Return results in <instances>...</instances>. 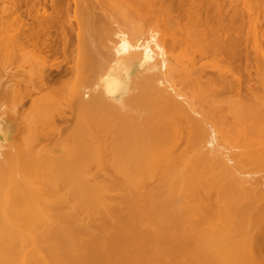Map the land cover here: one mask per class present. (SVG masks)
<instances>
[{
	"label": "bare ground",
	"instance_id": "bare-ground-1",
	"mask_svg": "<svg viewBox=\"0 0 264 264\" xmlns=\"http://www.w3.org/2000/svg\"><path fill=\"white\" fill-rule=\"evenodd\" d=\"M82 1L0 0V61L12 43L28 51L21 104L47 108L66 72L79 69L68 62L82 44L85 21L99 17L108 29L101 45L110 66L98 85L77 90L67 114L59 112L52 123L59 141L67 139L73 124L74 144L66 140V147L56 144L50 150L30 146L27 153L3 144L13 138L20 118L18 113L11 121L7 118L0 77V264H264V179L245 171L246 166L264 164V130H259L260 142L250 156L227 153L222 142L228 136L223 129H208L210 107L202 112L196 88L252 89L258 76L251 73L249 34L243 33L251 23L249 12L239 13L233 2L225 8L223 0H115L131 3L141 14V22L133 25L104 18L100 3L76 8ZM62 5L72 12L67 23L56 14ZM170 25L177 33H167ZM259 25L264 26V16ZM189 51L197 53L190 56ZM33 55L43 62L37 81ZM217 56L228 70L216 64ZM121 68L130 70L136 83V112L130 118L121 112L126 108L114 111L111 100L100 105L101 97L114 93L115 82L119 95L129 97L122 90ZM258 80L263 83L262 76ZM93 126H112L107 130L120 136L133 130L134 175L123 177V193L77 181L72 162L79 153L88 155ZM144 133L160 142L142 143ZM119 138L108 155L119 149ZM219 176L225 179L223 191L232 185L256 207L251 217L246 213L247 223L205 222L208 204L203 196L218 193ZM220 205L229 211L233 201Z\"/></svg>",
	"mask_w": 264,
	"mask_h": 264
},
{
	"label": "rangeland",
	"instance_id": "rangeland-1",
	"mask_svg": "<svg viewBox=\"0 0 264 264\" xmlns=\"http://www.w3.org/2000/svg\"><path fill=\"white\" fill-rule=\"evenodd\" d=\"M98 3L105 5L106 14H103L105 15L104 18L112 19L115 17L123 23L133 25L141 22V14L133 11L131 3H128L126 6L124 2L119 3L115 0H84L78 3L76 8L89 5L96 6ZM230 3L232 6L237 7L239 13L242 11L241 14L247 10L252 18L251 23L249 22L248 25L245 24L243 33L245 34L247 31L249 34L248 50L252 62L251 73L253 75L256 74L259 79L262 76L263 83H260L258 78H255L251 82L252 89L243 87L241 90H237L232 85L218 89H206L205 86L201 85H198L196 88L201 95L202 112L204 113L206 105L210 107L206 116L208 129H223L228 136L225 139L226 142H222V146L225 147L224 151L229 154L237 153V157H248L251 155L254 146L260 142L257 136L259 130H264L262 126L264 123V26L259 25V22L264 16V0L222 1V5L225 8H228ZM119 7H122L126 12L119 13L121 10H119ZM68 11L66 10V6L62 5L56 10V14L60 20L67 23L72 15L69 9ZM209 14L216 16L212 10ZM82 31V44L74 49V59L68 62V66L80 67L73 72H66L63 86L58 91L50 94L51 101L47 108L43 107L45 108L43 110L40 107L30 108L28 102L21 104L23 101L22 91L25 84V77L22 70L25 61L28 59V51L24 47L13 43L5 50V57L0 61V77L2 76L3 82L5 81V86L1 90L6 93L7 100L5 109L8 113V120L11 121L16 113L19 114L20 118L15 123L16 130L13 138L9 142H3L4 145L7 144L9 146L7 149L12 151L17 146L22 149V152L27 153L30 146L50 150L56 144L58 148L66 147V140H68V145L74 144L73 136L76 134L72 132L74 129L73 124L68 127L69 130L67 129L69 136L67 139L61 140L63 141L61 142L58 139L59 134L52 127V123L56 124V118L59 112H65L67 110L69 101L77 90L86 91L89 88L95 87L107 77L110 71V66L107 64L105 56L106 52L101 45V42L105 40L108 34V29L101 23L100 18L96 17L91 21H85ZM187 31L189 32V28ZM167 33H177V27L170 25ZM70 49L72 50V47L69 46ZM196 53L197 51H189L190 56ZM219 58L218 56L214 58L215 62L217 61L216 64L219 63L225 71L228 70L227 63H223L220 60L221 58ZM51 59L53 61V58H49L50 61ZM198 59V55L193 57L194 61ZM30 63L33 81H37L39 67L43 65V62L40 58L33 55ZM126 73H128V76H126ZM119 74L125 80V85L124 88L122 87V90L129 93V97L122 98L119 95L118 83L115 82L113 84V87H115L114 93L110 96L106 95V97H101L100 105L104 106L107 100H111V106L114 111H121V108H126L125 112H121L130 118L136 112L133 108V94L136 92V83L130 70L121 68ZM113 117L114 115H111V118ZM53 120L54 122H52ZM111 122L113 123L112 119ZM107 123L111 124L110 122ZM93 127L89 129V132L91 131L90 137L93 138L86 145L88 146V155L79 153L72 162V169L75 170L74 174L77 177V181L80 182L86 179L90 181V184L93 185V189L95 190L102 188L101 190L107 191L109 188L108 193L117 194L119 191L118 194L123 193V177L134 175L135 164L133 163V159L135 151L133 144L135 138L133 136V130L128 128V136L125 133L120 136V132L114 129L107 130L112 126H109L107 129L104 127L98 128L97 126ZM71 132L72 137H70ZM118 138V143L120 144L119 149L112 155H108L107 153L110 151L112 143ZM151 139L160 142L159 139H155L148 133H144L140 137L142 143H148ZM3 149L1 148V150ZM22 157L25 158L23 155ZM245 171L251 173V176L254 178L264 179V164L246 166ZM107 178L113 179V181H110L113 187ZM216 180L218 193H213L209 198L203 196V200L208 204V207L203 210L205 222H214L220 225L230 222L232 226H240V224L247 223L244 219V217L246 218V213H249L251 217L250 211L254 213L256 207L248 203L246 197L240 194L232 185L229 192L223 191V187L226 186L223 177H216ZM102 181H104L103 185H101ZM114 181H116L115 185L113 184ZM105 184H107L106 186L108 184L110 186L106 188ZM112 199L114 197L109 196V200L111 201ZM226 199L233 201V205L229 211L222 209L220 205ZM217 202H219V205ZM263 222L261 220V223ZM243 236L244 234L241 235V237ZM253 264H260V262Z\"/></svg>",
	"mask_w": 264,
	"mask_h": 264
}]
</instances>
